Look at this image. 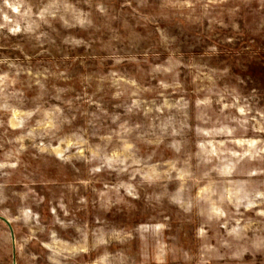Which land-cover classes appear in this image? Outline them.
<instances>
[{
  "label": "rangeland",
  "instance_id": "374dc122",
  "mask_svg": "<svg viewBox=\"0 0 264 264\" xmlns=\"http://www.w3.org/2000/svg\"><path fill=\"white\" fill-rule=\"evenodd\" d=\"M0 264H264V0H0Z\"/></svg>",
  "mask_w": 264,
  "mask_h": 264
}]
</instances>
